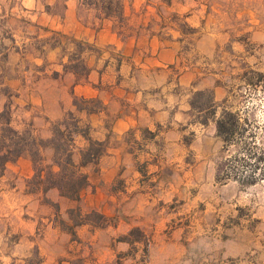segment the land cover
<instances>
[{"label": "crops", "instance_id": "crops-1", "mask_svg": "<svg viewBox=\"0 0 264 264\" xmlns=\"http://www.w3.org/2000/svg\"><path fill=\"white\" fill-rule=\"evenodd\" d=\"M41 1L23 0V10L33 15L40 28L69 34L71 44L86 46L85 72L68 66L76 60L62 57L59 44H48L49 50L33 56L9 50L8 64L22 72V78L8 82L18 93L11 105L12 126L51 139L52 123L73 113L78 120L74 162L80 164L90 139L102 143L103 152L96 164L81 168L88 185L79 201L61 196L57 188L45 191L44 176L34 190L36 170L29 156L7 164L0 177V264H31L34 248L40 257L36 264H113L121 252L139 244L120 239L132 230L148 238L152 252L168 250L176 236L184 252L204 250L213 238L211 245L219 250L222 263L225 257H241L236 264H264L263 234L249 227L239 233L233 226L230 231L221 226L211 237L204 218H196L198 213L184 225L179 224L184 219L174 222L178 215L168 210L174 197L167 176L168 157L191 151L200 157L190 166L187 182L188 188H199L201 173L208 168L202 146L206 128L211 124L217 132V117L204 123L205 111L192 107L200 91H212L215 102L225 98L219 73L206 71L208 58L220 50L211 33L216 16L201 5L183 10L186 24L194 31L190 44L158 5L144 4V0L124 5V16L132 27L127 35L114 28L113 18L97 15L95 23L84 24L78 18L79 0L65 1L64 17L50 14ZM44 1L54 5L58 0ZM27 56L32 65L23 67ZM75 100L95 102L100 108L80 110ZM4 108L0 107V113ZM190 132L194 139L187 143ZM76 206L82 215L100 214L101 222L88 220L68 230L69 210ZM258 218L264 226V211Z\"/></svg>", "mask_w": 264, "mask_h": 264}, {"label": "rangeland", "instance_id": "rangeland-1", "mask_svg": "<svg viewBox=\"0 0 264 264\" xmlns=\"http://www.w3.org/2000/svg\"><path fill=\"white\" fill-rule=\"evenodd\" d=\"M65 1L58 0L54 5H48L44 0L41 2L50 14L64 17ZM81 1L78 18L84 24L95 23L97 12L88 11L89 6L82 4L84 0ZM121 2L124 6L131 0H121ZM22 3L23 0H0V40L4 39L0 43V107H5L3 111L7 108L12 111L11 105L18 95L8 82L22 78V72L8 64L10 51L33 56L34 53L43 54L49 50L51 46L48 44L52 46L59 44L62 57L65 56L70 61L76 60L68 63V66L84 73L82 55L89 50L84 45L71 44L69 34L64 35L60 32L61 36L57 35V30L46 31L44 27L40 28L37 22H34L33 15L23 10ZM144 4L158 5L167 20L173 22L189 37L187 42L190 44L194 42L195 37L192 36L193 29L186 24V11L201 5L205 6L208 13L216 16L217 22L214 24L216 27H212L211 33L216 35L217 49L220 50L216 55L208 58L207 62L210 66H207L206 71L209 72L211 69L219 73L218 79L222 82L225 98L216 102L219 106L216 114L205 112L203 120L211 117L219 119L224 110L237 113L239 117L233 140L229 143L218 136L214 126L211 124L207 126L205 132L207 140L202 146L206 151L208 168L205 174L201 173L199 188L192 185L188 188L190 184L187 182L191 179L188 175L190 166L197 163L200 157L195 156L193 151L168 157L167 176L170 185L173 186L171 190L174 194L168 210L178 215L174 222L184 219L179 224H188L198 213L196 218H204L208 231H211V237L221 226L229 231L233 226L232 228H236L239 233H243L249 227V230L264 235L262 220L258 218L264 211V0H144ZM167 6L175 8L176 11H168ZM113 21L114 28L120 35L132 32L124 12L114 17ZM65 29L68 31L69 28L65 27ZM16 41L19 44H16ZM22 41L26 42L22 44ZM93 51L96 52V49ZM31 56L25 58L23 67L32 65ZM213 64L215 66H212ZM78 107L80 110L90 111L100 108V104L95 102L89 104L80 100ZM1 113V122H5ZM73 123L70 113H66L62 120L52 123L50 126L52 134L54 135L57 127L65 129L66 125L73 130ZM1 127L0 124V134ZM33 136L42 139L35 134ZM59 138L62 142L66 139ZM193 139L194 133L190 132L186 135L187 143ZM78 145L81 147L82 144ZM78 145L75 143V146ZM94 148L98 149L96 146ZM52 154L49 150L44 152L42 161L38 164L40 170L50 165ZM209 165H212L213 172L210 171ZM37 181H40V178H35L34 190H37ZM180 181L184 183L180 184ZM234 182L240 186H236ZM228 184L231 186H225ZM2 200L3 198L0 197V202ZM0 210H2L1 203ZM69 213L72 222L66 226L68 230L88 220L101 222L100 214L92 212L82 215L79 206L69 210ZM120 239L139 244L132 246L126 252H121L113 264H236L241 258L226 259L225 257L222 263L219 250L211 245V242H214L213 238H210V244L206 249L195 252H184L179 249V245L176 244L178 236L174 237V246L166 251L156 252L150 251L148 238H145L140 230H132L128 236ZM157 240L160 241L161 238ZM31 259V264L40 261L37 248L32 250ZM1 262L3 261L0 260Z\"/></svg>", "mask_w": 264, "mask_h": 264}, {"label": "trees", "instance_id": "trees-1", "mask_svg": "<svg viewBox=\"0 0 264 264\" xmlns=\"http://www.w3.org/2000/svg\"><path fill=\"white\" fill-rule=\"evenodd\" d=\"M81 1V0H80ZM82 2V1H81ZM83 5L89 6L97 12L99 18H114L124 12L121 0H87ZM205 99V100H204ZM78 106V101L75 100ZM192 107L198 112H211L216 114L218 105L214 100L212 91L197 92L192 100ZM1 116L5 122H1L0 134V177L4 174L8 163L16 162L23 156H29L36 170L35 178H42L45 183L44 190L57 188L61 196L79 201L81 191L88 185V176L82 172V167L97 163L103 152V144L90 139V147L82 154L80 164L74 162V137L78 133V120L73 118V130L66 125L65 129L57 127L51 139H38L31 131H20L12 126V114L7 108ZM238 114L224 110L221 117L217 119V134L225 142H231L235 134V127L238 126ZM208 121L205 120L204 123ZM87 135V132H85ZM62 138H66L61 141ZM98 149H95L94 147ZM52 151V159L49 166L40 170L38 164L42 161V156L46 150ZM57 169V170H56ZM102 218V216H101ZM139 231V230H138Z\"/></svg>", "mask_w": 264, "mask_h": 264}]
</instances>
